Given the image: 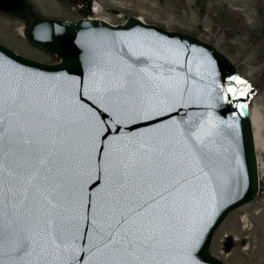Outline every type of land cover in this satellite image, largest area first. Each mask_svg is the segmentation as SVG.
<instances>
[{"label": "snow or ice", "instance_id": "obj_1", "mask_svg": "<svg viewBox=\"0 0 264 264\" xmlns=\"http://www.w3.org/2000/svg\"><path fill=\"white\" fill-rule=\"evenodd\" d=\"M120 40L93 56L90 86L80 91L90 105L74 88L43 87L59 78L0 53V264L4 256L7 264H196L190 214L203 200L201 181L216 173L225 122L169 116L162 128L117 131L104 145L113 125L179 116L198 92L177 70L182 45L140 34ZM90 182L100 187L94 198Z\"/></svg>", "mask_w": 264, "mask_h": 264}, {"label": "water", "instance_id": "obj_2", "mask_svg": "<svg viewBox=\"0 0 264 264\" xmlns=\"http://www.w3.org/2000/svg\"><path fill=\"white\" fill-rule=\"evenodd\" d=\"M89 4L90 0H86V9ZM0 10L25 18L26 38L43 50L55 54L58 60L41 61L17 52L3 42H0V53L28 72L59 78L41 84L46 88L55 86L57 91L74 88L77 98L85 105H90L91 101L87 96H80V91L87 90L90 86L93 56L97 51L105 50L113 41L118 49L121 46L120 38L140 34L183 46L185 64L177 70L190 81H196L197 98L194 101L185 100L183 106L177 109L179 116L173 111L168 114L161 113L148 121L133 120L113 125L111 131L106 133L107 140L102 137L101 140L107 145L117 131L121 136L132 137L148 132L150 128H162L170 123L169 116L177 120L182 117L199 120L207 119L208 113H211L216 121H224L220 128L226 135L219 139L218 146L222 151L218 153V167L211 182L201 181V184L205 185L203 200L198 209H192L190 223L199 231V241L192 253L196 264H226L209 251L212 234L230 210L253 199L258 191L256 152L247 94H240L247 87V83L236 82L241 79L235 64L213 44L195 35L166 29L154 23H145L136 15H128L122 23L115 25L101 18L84 16L71 20L46 17L36 14L29 0H0ZM201 53L205 54L207 61H203L199 56ZM188 60L192 61L191 72L187 71ZM198 63L199 73L196 71ZM73 81L75 84L71 83ZM229 87L236 91L228 93L225 100L224 90ZM184 113L188 115L184 116ZM109 124L111 119L105 127ZM229 125L231 127H228ZM96 160L102 163L98 155ZM99 184L100 187L103 186V179ZM100 187H92L90 182L86 190L92 193L94 198ZM85 226L81 225L82 228ZM2 258L7 264L8 257Z\"/></svg>", "mask_w": 264, "mask_h": 264}, {"label": "rangeland", "instance_id": "obj_3", "mask_svg": "<svg viewBox=\"0 0 264 264\" xmlns=\"http://www.w3.org/2000/svg\"><path fill=\"white\" fill-rule=\"evenodd\" d=\"M29 1L41 16L71 20L84 13L83 8L68 0ZM94 1L113 21L136 15L166 29L195 35L213 44L235 64L247 83L249 108L257 113L261 192L225 215L212 234L209 251L226 264H264V0ZM25 25L24 18L0 11V42L41 61H57L55 54L25 37Z\"/></svg>", "mask_w": 264, "mask_h": 264}, {"label": "bare ground", "instance_id": "obj_4", "mask_svg": "<svg viewBox=\"0 0 264 264\" xmlns=\"http://www.w3.org/2000/svg\"><path fill=\"white\" fill-rule=\"evenodd\" d=\"M93 8H96L97 6V3L96 2H93ZM91 8V9H93ZM94 10V9H93ZM91 18V17H89ZM140 18V17H139ZM142 19V18H140ZM21 36H23V32L21 31L20 33ZM248 109H249V114H250V121H251V126H252V135H253V142H254V147H255V152H257V149L259 147V138H258V133H257V128H258V122H257V113H256V109L254 110H251L249 108V105H248ZM256 163H257V170L259 171L260 168V162H259V158H258V155L256 153ZM258 177H259V173H258Z\"/></svg>", "mask_w": 264, "mask_h": 264}, {"label": "flooded vegetation", "instance_id": "obj_5", "mask_svg": "<svg viewBox=\"0 0 264 264\" xmlns=\"http://www.w3.org/2000/svg\"><path fill=\"white\" fill-rule=\"evenodd\" d=\"M70 2V1H69Z\"/></svg>", "mask_w": 264, "mask_h": 264}]
</instances>
